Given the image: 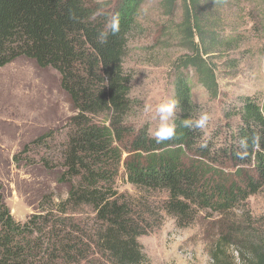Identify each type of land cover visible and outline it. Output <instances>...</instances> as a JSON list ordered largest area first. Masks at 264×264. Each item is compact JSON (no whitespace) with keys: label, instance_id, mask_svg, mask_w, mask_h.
Wrapping results in <instances>:
<instances>
[{"label":"trees","instance_id":"1","mask_svg":"<svg viewBox=\"0 0 264 264\" xmlns=\"http://www.w3.org/2000/svg\"><path fill=\"white\" fill-rule=\"evenodd\" d=\"M143 2L0 0V67L25 57L52 68L73 111L61 140L43 133L12 156L14 163L59 169L67 192L58 201L45 195L20 222L0 184V264H146L138 238L152 228L144 216L154 195L183 228L202 213L238 209L264 190V88L237 96L221 124H183L202 114L192 83L219 100L217 59L247 52L254 35L264 38V0H159L165 37L182 50L166 72L179 102L176 136L161 143L132 121L133 77L124 65ZM115 14L120 31L101 43L98 35ZM118 178L132 186V196L119 192ZM245 226L248 258L239 264H264V232ZM211 256L214 264H230L221 247Z\"/></svg>","mask_w":264,"mask_h":264},{"label":"rangeland","instance_id":"2","mask_svg":"<svg viewBox=\"0 0 264 264\" xmlns=\"http://www.w3.org/2000/svg\"><path fill=\"white\" fill-rule=\"evenodd\" d=\"M94 1L102 5L110 2ZM179 18L180 8L175 19ZM164 21L159 0H144L138 15L139 30L130 42L124 64L133 77L132 121L147 126L149 131L155 127L156 120L151 114L144 116L143 108L151 105L154 109L161 100L172 98L167 66L182 52L165 37ZM256 39L254 35L251 43L244 46L249 47L247 52L227 53L217 59L222 98L210 99L202 86L192 83V99L202 113L209 115L208 125L223 123L237 96L264 88V38ZM72 114L68 98L60 88L59 75L52 68H39L25 57L0 67V184L4 202L16 221L23 222L36 212L45 195L55 201L63 199L67 185L59 180V169L14 163L12 156L43 133L51 132L55 140H61ZM116 186L124 194L132 196L135 192L122 178L116 180ZM149 205L150 212L144 217L151 221L152 228L138 238L148 259L146 264H214L211 253L218 247L226 261L239 264L248 258L242 256L245 223L252 222L256 232H264V190L250 196L238 209L221 215L202 213L183 228L161 211L159 195H154ZM220 237L224 239L222 245Z\"/></svg>","mask_w":264,"mask_h":264},{"label":"clouds","instance_id":"3","mask_svg":"<svg viewBox=\"0 0 264 264\" xmlns=\"http://www.w3.org/2000/svg\"><path fill=\"white\" fill-rule=\"evenodd\" d=\"M120 31V17L118 14L112 16L106 25V30L100 31L98 39L101 43L107 42L109 34L115 35ZM179 102L174 98H165L161 100L153 109L151 105H145L143 108L144 116L149 114L156 120V125L151 129L150 134L157 143L171 140L176 136V117ZM210 117L207 113H202L196 119L186 118L183 121L184 127L192 129H204Z\"/></svg>","mask_w":264,"mask_h":264}]
</instances>
